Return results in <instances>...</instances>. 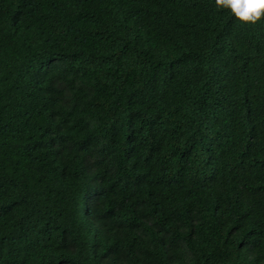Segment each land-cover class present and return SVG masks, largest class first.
I'll use <instances>...</instances> for the list:
<instances>
[{
    "label": "trees",
    "instance_id": "16d2710c",
    "mask_svg": "<svg viewBox=\"0 0 264 264\" xmlns=\"http://www.w3.org/2000/svg\"><path fill=\"white\" fill-rule=\"evenodd\" d=\"M0 264H264V18L0 0Z\"/></svg>",
    "mask_w": 264,
    "mask_h": 264
},
{
    "label": "clouds",
    "instance_id": "9594fccd",
    "mask_svg": "<svg viewBox=\"0 0 264 264\" xmlns=\"http://www.w3.org/2000/svg\"><path fill=\"white\" fill-rule=\"evenodd\" d=\"M217 9H226L242 23L255 24L264 18V0H215Z\"/></svg>",
    "mask_w": 264,
    "mask_h": 264
}]
</instances>
